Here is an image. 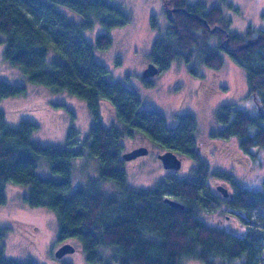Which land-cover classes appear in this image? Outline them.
Here are the masks:
<instances>
[{"label": "trees", "instance_id": "trees-1", "mask_svg": "<svg viewBox=\"0 0 264 264\" xmlns=\"http://www.w3.org/2000/svg\"><path fill=\"white\" fill-rule=\"evenodd\" d=\"M164 2L169 24L153 42L150 61L162 71L175 61L184 62L197 76L198 64L218 69L224 64V53L229 54L247 71L249 91L259 97L260 109L251 114L223 103L216 113L223 127L211 135L238 137L247 153L254 146L264 150V29L249 26L243 36L229 28L232 19L220 5ZM60 6L83 16L84 21L69 18ZM129 20L123 7L112 0H0V45H5V59L33 84L87 101L93 123L86 144L99 163L98 177L73 190V158L81 152L37 142L32 137L39 129L37 123L22 119L18 126H11L0 111V203L6 201V182L27 185L30 189L24 198L28 204L50 208L59 218V240L80 239L86 260L96 264H113L103 258L100 246L114 248L116 264H183L184 258L204 264L237 260L264 264V188L253 190L218 171V176L235 183L234 193L225 198L212 192L208 186L211 169L197 148V117L191 112L182 114L177 126L170 127L161 112L143 109L139 92L113 81L108 67L95 57L97 48L110 47L111 35L99 34L95 44L83 36V29L92 28L95 21L109 30ZM152 22L157 25L155 16ZM23 94L25 86L0 80V100ZM104 100L115 109L109 124L101 110ZM75 133L71 131V144ZM137 133L165 151L193 159L190 175L179 178L169 173L155 188L132 186L123 150L125 140ZM41 160L60 177L40 176ZM106 182L117 184H112L115 193L102 190L101 183ZM167 197L185 208L167 203ZM224 202L239 212L245 232L234 234L226 226L208 225L200 216L203 209L212 211ZM0 264L38 263L10 259L0 248Z\"/></svg>", "mask_w": 264, "mask_h": 264}, {"label": "rangeland", "instance_id": "rangeland-1", "mask_svg": "<svg viewBox=\"0 0 264 264\" xmlns=\"http://www.w3.org/2000/svg\"><path fill=\"white\" fill-rule=\"evenodd\" d=\"M205 2L208 7L220 5L225 15L232 19L230 29L246 36L248 27L264 29V0H190ZM121 5L130 20L127 24L107 30L95 21L92 28L83 29V36L88 42L96 43L99 34L107 32L112 43L107 49H96L95 57L110 70V77L126 87L136 89L142 97V108L161 112L170 127L177 126L179 116L188 112L197 117V148L208 162L211 175L208 177L210 190L225 186L232 191L236 181L243 186L263 189L264 184V150L253 147L251 153L241 149L238 137L230 139L217 138L211 135L215 129L223 125L217 122V111L223 103H233L248 113L257 114L260 109L259 97L249 91L247 71L233 58L224 53V64L213 69L198 64L196 76L184 62L175 61L171 67L155 74L151 85L142 76L144 67L151 62V51L154 41L166 30L168 13L164 8V0H112ZM229 4H232L230 6ZM60 10L69 18L84 21V17L68 7L60 6ZM156 17L157 25L152 22ZM217 38V37H216ZM256 39V41H258ZM218 40H216L217 42ZM4 46L0 45V80L26 87V94L9 96L0 100V111L6 116V123L18 126L22 119H30L39 125L34 131L33 139L44 145L58 144L80 151L73 158L72 186L73 190L87 186L90 179L98 177L97 156L89 152L86 141L90 135L92 116L86 100L79 99L66 91L59 93L49 87L35 85L24 73L14 67L4 57ZM177 84L174 88L172 83ZM172 94V96H171ZM104 100L105 120L111 123L115 118V109ZM73 131L74 142L69 143ZM136 146H146L151 150L147 155L137 159L126 160L125 170L128 182L138 188H155L169 173L175 172L177 177L189 176L194 167L193 159L179 154L183 164L179 170H167L159 158L166 149L155 145L151 139L137 133L127 138L123 151ZM38 174L50 178H59L51 171L45 160L39 163ZM224 172L231 175L233 181L218 176ZM114 186H117L114 182ZM110 182L101 183L102 190L108 194L116 189ZM6 201L0 203V248L10 259L20 262L31 261L38 264H96L86 260L81 240L68 238L59 240V218L55 212L45 206H30L25 200L29 187L13 181L5 183ZM103 190V191H104ZM220 191V190H219ZM221 192V191H220ZM225 196L226 197H229ZM224 198V197H223ZM201 217L208 225L228 227L234 234L245 232L246 225L237 210L233 211L222 203L212 211L202 210ZM199 216V217H200ZM236 233H235V232ZM66 242L74 246L75 251L57 258L56 249ZM105 260L116 264L112 255L114 248L100 246ZM183 264H204L199 259L184 258ZM227 264H242L240 260Z\"/></svg>", "mask_w": 264, "mask_h": 264}, {"label": "water", "instance_id": "water-1", "mask_svg": "<svg viewBox=\"0 0 264 264\" xmlns=\"http://www.w3.org/2000/svg\"><path fill=\"white\" fill-rule=\"evenodd\" d=\"M175 10H178L177 8H174ZM210 26L208 25V28ZM148 66L143 70L142 76L143 79H150L152 77H154L155 74L160 72V68L158 67L157 64L155 63H148ZM149 148L146 146H137L136 148L132 149V150H128L126 151V153H124L123 158L125 160H132V159H136L138 156H142V155H147V153L149 152ZM160 160H162L163 166L166 169H174V170H179L180 167L183 164V159L180 155H178V153H176L175 151L168 149L167 151L160 153L159 155ZM218 190L221 191V193L223 194V196H228L229 195V189H227V187L225 186H218L217 187ZM165 201L169 204H172L175 207L178 208H185V205L182 202H178L177 200L173 199V198H165ZM74 246L69 243L66 242L65 244L61 245L60 247H58L56 249V257L57 258H62L64 255H66V253L69 252H74Z\"/></svg>", "mask_w": 264, "mask_h": 264}, {"label": "flooded vegetation", "instance_id": "flooded-vegetation-1", "mask_svg": "<svg viewBox=\"0 0 264 264\" xmlns=\"http://www.w3.org/2000/svg\"><path fill=\"white\" fill-rule=\"evenodd\" d=\"M148 63H150V62H148ZM148 63H147V64H148ZM145 68H146V67H144V69H145ZM161 71H162V70H160V72H161ZM154 76H155V75H154ZM146 81H148V82H152L151 79H146ZM182 83H183V82L176 81L175 83H172V85H173L174 88H175V86H176L177 84H182ZM171 96H172V94H171ZM136 147H137V146H136ZM136 147H135V148H136ZM133 149H134V148H133ZM130 150H132V149H130ZM150 151H151V150H150ZM150 151H149V152H150ZM149 152H148V153H149ZM144 156H145V155H144ZM138 157H140V156H138ZM138 157H137V158H138ZM137 158H136V159H137ZM134 160H135V159H134ZM167 170H170V168L167 169ZM172 170H173V169H172ZM174 171H175V170H174ZM171 174H176V173H175V172H171ZM212 192H215V193L217 192L218 196L221 195V192H220L218 189H217V191H216V190H212ZM233 193H234V189H232V191H230V194H233Z\"/></svg>", "mask_w": 264, "mask_h": 264}]
</instances>
